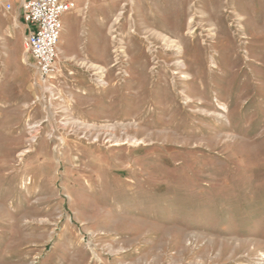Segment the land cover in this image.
<instances>
[{
    "label": "rangeland",
    "instance_id": "374dc122",
    "mask_svg": "<svg viewBox=\"0 0 264 264\" xmlns=\"http://www.w3.org/2000/svg\"><path fill=\"white\" fill-rule=\"evenodd\" d=\"M73 1L46 81L0 3V264H264V0Z\"/></svg>",
    "mask_w": 264,
    "mask_h": 264
},
{
    "label": "built area",
    "instance_id": "2783aa9c",
    "mask_svg": "<svg viewBox=\"0 0 264 264\" xmlns=\"http://www.w3.org/2000/svg\"><path fill=\"white\" fill-rule=\"evenodd\" d=\"M74 7L73 0H20L22 19L27 25L24 46L45 81L56 72L64 16ZM6 8L12 9V3H7Z\"/></svg>",
    "mask_w": 264,
    "mask_h": 264
},
{
    "label": "bare ground",
    "instance_id": "6f19581e",
    "mask_svg": "<svg viewBox=\"0 0 264 264\" xmlns=\"http://www.w3.org/2000/svg\"><path fill=\"white\" fill-rule=\"evenodd\" d=\"M121 14H122V11H120L119 13H118V16H117V18L115 19V21H118L119 20V17L121 16ZM192 22H190V24H191ZM70 27V26H69ZM189 30H191V27H189ZM64 32H66V29H65V27H63V31H62V36L60 37V41L61 40H63V37H64ZM161 39H162V41L164 42V45L168 48V49H174V50H176V53H178V54H182L183 53V51H184V45H183V43L180 41V40H178V39H175V38H173L172 36H168V35H166V34H162L161 35ZM60 43V42H59ZM60 45H58V50H59V47ZM25 61V60H24ZM183 64H184V61H182L181 59H180V57L179 58H177V61H176V65L178 66V68H179V71L181 72V73H185V74H188V71L186 70V68H184L183 67ZM97 68H100L101 70H100V72L102 71V69L103 68H101V67H97ZM57 71V70H56ZM225 107V106H224ZM221 114V113H220ZM223 115V114H222ZM116 142H118V141H116ZM118 144V143H117ZM124 144V143H123ZM27 151H29V150H27ZM240 264H249V263H247V262H243V263H240Z\"/></svg>",
    "mask_w": 264,
    "mask_h": 264
},
{
    "label": "crops",
    "instance_id": "0c3cea01",
    "mask_svg": "<svg viewBox=\"0 0 264 264\" xmlns=\"http://www.w3.org/2000/svg\"><path fill=\"white\" fill-rule=\"evenodd\" d=\"M5 0H0V3H3ZM14 1V0H13ZM18 16H19V18L20 19H22V13H21V9H20V0H19V11H18ZM16 20L15 21V24H17V21H18V18H17V16H15L14 15V18H13V20ZM64 19H65V16H64ZM23 20V19H22ZM24 25H25V32H26V30H27V25L24 23Z\"/></svg>",
    "mask_w": 264,
    "mask_h": 264
}]
</instances>
